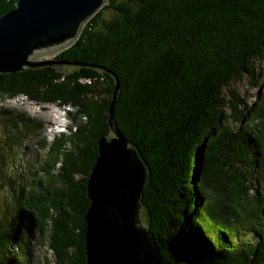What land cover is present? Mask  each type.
I'll list each match as a JSON object with an SVG mask.
<instances>
[{"label": "trees", "instance_id": "trees-1", "mask_svg": "<svg viewBox=\"0 0 264 264\" xmlns=\"http://www.w3.org/2000/svg\"><path fill=\"white\" fill-rule=\"evenodd\" d=\"M14 7L0 0V15ZM55 57L90 67L0 73L3 101L73 107L77 123L39 141L45 157L18 181L2 163L0 264H28L48 225L55 264H87L88 179L116 86L106 70L116 123L147 167L142 210L164 264H264V87L251 103L230 87L264 77V0H108ZM0 113L16 144L39 129Z\"/></svg>", "mask_w": 264, "mask_h": 264}, {"label": "water", "instance_id": "water-1", "mask_svg": "<svg viewBox=\"0 0 264 264\" xmlns=\"http://www.w3.org/2000/svg\"><path fill=\"white\" fill-rule=\"evenodd\" d=\"M14 1L15 7L0 15L1 74L85 65L50 56L70 47L108 0ZM106 72L116 80L108 106L114 136L98 140V156L88 179L87 264H164L156 238L141 218L147 167L116 123L120 83Z\"/></svg>", "mask_w": 264, "mask_h": 264}, {"label": "rangeland", "instance_id": "rangeland-1", "mask_svg": "<svg viewBox=\"0 0 264 264\" xmlns=\"http://www.w3.org/2000/svg\"><path fill=\"white\" fill-rule=\"evenodd\" d=\"M58 52L59 51L53 56H50V58L55 57ZM45 57L48 56H44V58ZM256 64L258 66L260 61H257ZM262 65H264V62ZM76 67V65H63L62 71L72 72ZM258 72L259 71L257 70V73ZM256 81V84L252 86L249 83V77L244 75L240 80L232 82L230 87L236 91L239 98L251 103L255 100L259 88L262 89L264 87L263 76H257ZM95 98L99 99V96L97 95ZM0 111L4 113L8 111L10 113L22 114L24 117L33 119L37 122V125H39V129L35 134L25 138L21 144H16L13 140L5 138L6 134L8 137L12 135L8 122H5V124L0 127V167H2V163L5 162L6 165L5 167L3 166L4 170H6L7 167H10L8 173L12 175H10L12 178L16 177V181L19 180L22 174H29V166H33L36 159H43L45 157L46 152L40 148L39 141L47 144L51 143V141L61 133H71L77 128V123L72 120V115L69 113V111L75 112L73 107L59 106L55 103L39 104L25 96H17L8 101H3L0 98ZM14 115L11 118H15L16 115ZM4 116L8 117V114H4ZM78 121L85 122L86 118L83 116ZM6 130H9V132H6ZM113 136L114 133L110 132L108 138ZM1 176L0 183L2 182ZM254 192V188L253 190H250L251 195ZM10 194L9 186L2 184L0 186V211H2L6 204L11 202ZM141 212V216H143L141 218L145 224L146 217L143 210ZM50 230L51 226L48 225L45 228V232H34L32 242L29 244L28 264H55L56 255L50 246ZM25 260L26 259H23L24 264H27Z\"/></svg>", "mask_w": 264, "mask_h": 264}]
</instances>
